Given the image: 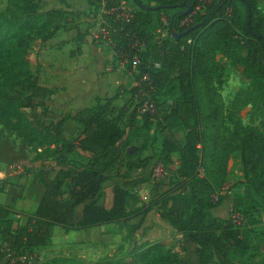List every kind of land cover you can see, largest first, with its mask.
I'll return each instance as SVG.
<instances>
[{"label": "trees", "instance_id": "16d2710c", "mask_svg": "<svg viewBox=\"0 0 264 264\" xmlns=\"http://www.w3.org/2000/svg\"><path fill=\"white\" fill-rule=\"evenodd\" d=\"M89 1L93 6L94 0ZM132 1L136 15L117 36V46L130 62L137 56L139 65L133 68L129 63L126 70L134 71L138 82L150 78L152 98L168 93L173 99L156 124L157 147L146 158L128 150L137 138L147 143L154 117L147 114L138 128L133 112L124 130L113 106L118 96L105 98L95 109L56 118L51 106L56 89L32 74L31 54L37 42H49L61 29L62 11L46 10L45 0H9L0 13V126L40 152L34 164H40L36 179L44 189L37 211L23 224H15L11 210L0 205L2 245L11 254L6 264L45 248L54 227L68 235L119 223L128 226L131 191L146 185L158 166L165 176L159 182L152 178L150 205L134 215L141 220L130 224L133 234L156 212L196 246L197 264H232L231 258L239 264H256L261 254L264 226L258 228V215L264 209V132L245 127L238 117L250 105L264 117V17L258 0H215L204 12H197L201 0H145L150 5L139 0L141 6ZM163 14H169V35L159 41ZM136 40L144 44L138 54L133 49ZM218 56L232 68H241L250 83L248 91L236 95L229 116L217 86ZM137 93L136 88V97ZM69 124L76 131L67 138ZM79 153L88 156L87 162L72 165L68 156ZM236 153L244 182L215 202L212 197L225 187L228 164ZM107 185L110 201L105 203ZM225 201L230 203L229 217H213ZM235 214L244 220L240 227L231 220ZM163 251L161 246L143 244L133 264H160ZM38 264L86 263L55 258Z\"/></svg>", "mask_w": 264, "mask_h": 264}, {"label": "rangeland", "instance_id": "374dc122", "mask_svg": "<svg viewBox=\"0 0 264 264\" xmlns=\"http://www.w3.org/2000/svg\"><path fill=\"white\" fill-rule=\"evenodd\" d=\"M143 1L145 4L150 5L147 1ZM8 2L9 0H0V13L8 7ZM151 6H154V4H151ZM258 6L264 17V0H258ZM207 7L205 6L202 12ZM168 16L169 14H165V17ZM217 61L220 66V73L217 77L220 84H217V86L219 87V93L226 110V116H229L232 111L231 103L234 101L236 95L241 91H248L250 83L243 78L241 68H232L229 63L221 59V56L217 57ZM31 71L33 75L39 78L41 83L47 84L45 77V44L38 43L33 48L31 54ZM97 87L100 90L101 84L98 83ZM97 91L91 92L86 97L97 94ZM170 96L167 93L163 97L152 98L148 110L153 111V114L146 111L144 98H138L137 103L134 104V108L139 112L141 127L144 125V117L147 114H151L154 117L151 121L153 127L147 143L145 144L141 138H137L136 140V155L138 154L143 158L153 155L152 149L157 147V143L155 144L154 142V136L160 133V129H157L156 124L162 121L163 115L169 110L173 102ZM51 106L54 114H57V102L54 101ZM56 114V118H59ZM63 115H67V113H62ZM238 117L245 127L259 128L264 132V117L255 106L250 105L242 109L238 113ZM226 123L231 128V122L226 121ZM39 157V151L30 149L15 133L8 132L4 127L0 126V190L6 186L11 188L15 186L25 187L30 180L36 179V169L40 164H34V162ZM69 162L72 165L82 164L81 160L75 157L74 159H70ZM14 166L21 168L20 175L13 176L11 174L10 168ZM26 168L30 170L26 175L27 178L20 177L25 173ZM152 178L153 176L151 175L146 185L131 191L132 198L128 209L131 221L128 226L119 223L102 228H95L86 233H81V235L72 234L70 236L65 235L62 230L52 228L48 245L33 254L36 257L37 263H43L55 258H69L86 264H95L103 260H124L127 264H133V258L137 256L139 247L146 244L148 246H161L164 249L160 264H178L179 262L180 264H197L195 257L196 246L186 242L183 236L177 233L170 224L161 221L156 212L149 214L144 228L138 234L135 235L132 233L130 224H138L141 220L140 217L134 215L150 205L153 186ZM243 182V166L240 154L236 153L229 161L227 183L220 192L229 196L231 189L233 190L236 184ZM106 194L105 203H108L110 201L109 185L106 187ZM229 211L230 203L229 201H225L213 212L212 216L227 218L229 217ZM258 221V228H262L264 226V209L259 210ZM260 253L256 264H264V242L261 245ZM0 255H4L1 258V264H6L11 256V254L5 253L4 251L1 235ZM231 259L230 262L232 264H239L237 261ZM176 260H178V263ZM13 264H16L14 260Z\"/></svg>", "mask_w": 264, "mask_h": 264}, {"label": "crops", "instance_id": "0c3cea01", "mask_svg": "<svg viewBox=\"0 0 264 264\" xmlns=\"http://www.w3.org/2000/svg\"><path fill=\"white\" fill-rule=\"evenodd\" d=\"M45 9L64 13L61 29L45 43V77L47 85L56 89L54 101L58 109L55 114L60 117L62 113L73 115L83 108L95 109L105 98L118 96L113 106L118 110L122 128L126 129L128 118L133 112L137 114L136 126L141 127L139 112L134 108L137 103V74L127 71L116 62L109 50L92 42L89 31L96 25V17L90 1L45 0ZM99 75L100 90L97 87ZM93 91L98 93L86 97ZM73 125L67 127V138L76 131ZM131 134L132 131L129 136ZM136 145L135 140L133 147L137 148ZM68 157L69 160L79 158L82 164L88 159L87 155L81 153ZM43 193L44 189L37 179L30 180L25 187L6 186L0 191V205L11 210L15 224H23L27 217L37 211ZM53 229L62 230L59 227ZM88 231L71 232L67 236Z\"/></svg>", "mask_w": 264, "mask_h": 264}, {"label": "built area", "instance_id": "2783aa9c", "mask_svg": "<svg viewBox=\"0 0 264 264\" xmlns=\"http://www.w3.org/2000/svg\"><path fill=\"white\" fill-rule=\"evenodd\" d=\"M215 0H201L200 5L197 8V12H202L205 6H209ZM93 13L96 17V25L89 31L92 42L96 46L103 47L109 50L112 57L116 62L126 69V66L131 63L133 68L139 65V60L135 56L130 62L129 56L119 52L117 46V36L123 30V27L130 24L135 15L136 7L132 0H94L93 1ZM161 27L158 31V40H165L169 35V17H165V14L161 15ZM133 49L136 50V54L144 50V44L139 40H136ZM133 72V71H130ZM137 97L145 99L144 107L148 113L153 114V111L148 110V106L152 101L151 93L154 92V88L151 85L150 78L144 76L141 81L136 85ZM10 172L13 176L20 175L21 168L14 166L10 168ZM165 176V172L162 166H158L153 174V181L159 182ZM226 196L223 192H219L214 195L213 201H218L220 197ZM231 220L236 226H242L244 224L243 218L238 215H232ZM16 264H38L36 257L33 255H26L14 260Z\"/></svg>", "mask_w": 264, "mask_h": 264}, {"label": "water", "instance_id": "95a60500", "mask_svg": "<svg viewBox=\"0 0 264 264\" xmlns=\"http://www.w3.org/2000/svg\"><path fill=\"white\" fill-rule=\"evenodd\" d=\"M135 1L138 2V5H139V6H141L140 3H139V0H135ZM190 10H191V9L189 8L187 12H190ZM178 37H179V36H178ZM136 152H137V148H135V147H131V148H129V150H128V153H129L130 155H134Z\"/></svg>", "mask_w": 264, "mask_h": 264}]
</instances>
